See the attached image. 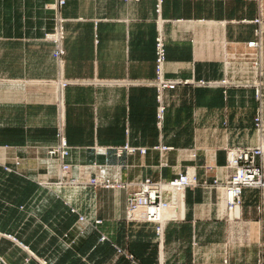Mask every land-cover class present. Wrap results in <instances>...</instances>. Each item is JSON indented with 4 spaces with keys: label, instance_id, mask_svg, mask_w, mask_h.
<instances>
[{
    "label": "crops",
    "instance_id": "1",
    "mask_svg": "<svg viewBox=\"0 0 264 264\" xmlns=\"http://www.w3.org/2000/svg\"><path fill=\"white\" fill-rule=\"evenodd\" d=\"M58 1L0 0V164L18 172L0 166V264H264V189H245L233 220L221 189L188 188L184 219L166 226L162 243L154 225L126 220L133 184L171 181L187 170L200 181L224 179L227 147L258 145L264 97L260 103L254 88L166 90L159 126L151 83L159 36L166 79L255 80L247 44L260 28L264 95V0H63L58 13L47 7ZM56 14L65 20L62 61L45 39ZM258 18L261 26L252 23ZM59 130L71 147L73 176L128 187L93 193L76 186L63 191V202L38 183L6 182L15 175L58 179L59 162L46 152L59 145ZM125 145L146 153L119 157ZM10 190L25 195L2 194Z\"/></svg>",
    "mask_w": 264,
    "mask_h": 264
},
{
    "label": "built area",
    "instance_id": "2",
    "mask_svg": "<svg viewBox=\"0 0 264 264\" xmlns=\"http://www.w3.org/2000/svg\"><path fill=\"white\" fill-rule=\"evenodd\" d=\"M260 2V0H256ZM65 4V1H58L54 5L47 7L58 13L59 8ZM56 26L54 30L45 35V39L52 41L56 50L54 57L58 61H62L65 56L63 48V40L65 39V20L56 14ZM252 23L261 26L262 18L254 20ZM263 32L260 28L256 30V39L247 44L251 53L249 57H253L256 70V79L246 82H237L232 79H223L219 82H206L194 80H169L165 77V64L167 59V50L164 39L159 36L156 40V78L151 84L157 89L158 111L157 120L159 126L164 120L166 103L164 92L166 90H174L178 86L194 85L199 87L215 86L228 89L232 86L243 85L244 87H252L255 89L257 100L261 103L263 95V72L260 70L261 52H262V36ZM70 83L68 81L62 83L66 87ZM256 131L259 142L255 147H234L228 150L227 163L224 167L226 176L224 179L215 178L212 184L206 180L200 181L196 174L187 170L179 174L171 181H154L145 179L133 184V189L127 198L126 220L130 223H141L154 225L156 234L160 243L163 242V235L166 226L171 222H177L184 219V198L185 191L188 188H197L200 186H214L222 191L223 202L226 214L233 220L240 217L243 205V191L248 188L264 189V120L262 118V109L255 119ZM57 138L60 143L56 147L48 149L47 156L49 161L59 162L60 173L57 186L79 187L84 185V189L90 188L93 193H97L100 189H123L128 185L121 183L117 179H106L104 177L95 176L84 182L83 178H71V182H67L72 172V165L67 163L71 154V147L68 145L63 136L62 130H59ZM166 150V149H162ZM125 152L135 154L140 152L146 153V149H137L130 145L119 147L116 154L121 157ZM20 161H16V166H20ZM4 171L9 174L18 173L12 168L1 165ZM131 186V185H129ZM78 189V188H76ZM71 212L78 214L80 223H88V220L81 216L75 208H71ZM96 225L102 224V221H96ZM107 240L106 236L102 237V241ZM129 259H133L129 256Z\"/></svg>",
    "mask_w": 264,
    "mask_h": 264
},
{
    "label": "rangeland",
    "instance_id": "3",
    "mask_svg": "<svg viewBox=\"0 0 264 264\" xmlns=\"http://www.w3.org/2000/svg\"><path fill=\"white\" fill-rule=\"evenodd\" d=\"M47 5H51V3H49ZM231 148H234V147H231ZM231 148L227 147V149L225 150V154L226 155L228 153V150L231 149ZM47 167H48V169H50V164H48ZM71 178H77V177H75V176H73L71 174V176L69 177V179L67 180V182L70 183L71 182ZM3 180H4L3 179V176H0V185H2V186H3L4 182H5ZM7 180L8 181H6V182H10L12 185H15V186L20 185L23 182V180L24 181L31 182V183H34V184L35 183H38V185H41L42 187H44V190H46L45 196H48V198H51V196H52V197H54V198H56L58 200H62L63 202L64 201L66 202V199H67L66 197L69 194V193H66V192H63V191L66 190V189H71L72 190V188L69 186L70 184H65L64 186H57V183L59 182V175H58V179H56V180H54V179L51 180L47 176H42V177L38 176L36 178V180L34 178L33 179H30V178L27 179L24 176H20V175H15V177H12L11 179H7ZM83 180H84V178H83ZM202 181H205V179L202 180ZM206 181L209 184H212V182L214 181V179H213L212 182L209 181V180H206ZM2 194L3 195H8V196L11 195V198L16 199V200L22 199V197L25 195L24 192H21V191H12L11 192V190L10 191H5V192L3 191ZM0 199H1V197H0ZM223 205H224V203H223ZM8 237L11 238L10 235H8ZM0 261L2 262L3 260H0Z\"/></svg>",
    "mask_w": 264,
    "mask_h": 264
}]
</instances>
